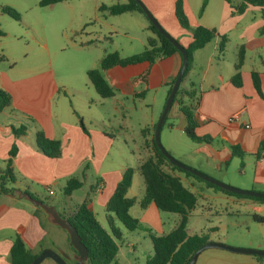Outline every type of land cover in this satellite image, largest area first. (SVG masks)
<instances>
[{"label":"crops","instance_id":"1","mask_svg":"<svg viewBox=\"0 0 264 264\" xmlns=\"http://www.w3.org/2000/svg\"><path fill=\"white\" fill-rule=\"evenodd\" d=\"M116 1L78 0L77 2L78 7L81 9L88 5L90 6L95 21H106V31H115L113 24L107 21V13L101 11L99 7L101 5H111ZM140 1L159 25L170 36L175 38L182 47H187L190 44L192 41L190 32L179 25L174 15L176 0ZM181 1L183 12L191 26L202 25L207 28H213L220 35H225L227 38L222 54L219 53V38H215L196 50L193 53L192 65L181 83L182 89H188L190 85H193L195 96H198L197 93L199 91V102L195 111L197 120L195 131L197 136L209 137L210 139L208 143L201 142L207 147H200L210 152L208 158L213 157L210 149H215L217 161L221 164L223 161L236 157L231 155L230 146L239 144L244 151L243 157L239 159L242 161L246 160L242 162L241 173L244 178H240V182L264 186V157L255 158L254 156L259 142L264 140V18L261 8L248 5L241 14H238L233 13V8L225 0H207L202 10L203 0ZM21 3L17 4L13 0H0V6L8 5L17 10H21L20 7H23ZM232 4L239 6L241 1L233 0ZM53 5L51 4L47 7H52ZM123 14H131V20L141 32V36H138V38L131 35L128 30H125L126 35L130 39L139 40L144 47L146 38L152 35L148 29L147 18L138 11ZM248 14H250V18H247ZM4 16L5 14L0 11V21L5 20ZM84 17L83 14L80 17V26L81 23L87 21ZM80 26L74 30L76 40L73 41V45L79 49L95 48L99 50L97 51L96 64L92 63L90 66L80 64L78 66L77 70L86 74L88 69L98 68L101 58L110 52L105 50L104 47H101V50L98 47L103 40L107 39L104 32L84 29ZM34 39L39 48L42 50L47 49V44L44 40H40L37 37H34ZM241 45L244 47V60L240 68L241 86L235 87L230 82V78L235 73L234 64ZM114 51L117 52L116 50L112 52ZM3 52L4 49L0 40V62H7V65H0V89L4 90L10 97L9 104L0 109L1 168L5 166V161L9 157L12 145L17 148L16 155L12 158L11 163L16 179L14 182H7V192L0 191V264H10L8 252L12 244V238L16 233L24 236L27 247L33 253H40L43 248L52 245L47 242L48 240L45 241L48 230L46 225V222H48L47 216L45 213H41L43 212L42 209L41 211L38 209L39 207L34 206L31 202L29 205L26 203L27 199L19 197L17 194L18 190L32 193L41 200L36 189H40L41 192H46L47 194H49L48 191H51V194H53V187H58L62 190L67 179L77 176L82 181V186L77 190H84L83 198L80 202L68 209L67 201L71 200L72 195L76 192L74 190L71 195L65 197L66 199L49 205H52L56 210L60 208L62 212L57 210L59 213L64 215L71 214L90 191L89 209L94 212L95 206L98 205L105 212L106 202L125 168L109 169L104 167V162L112 146L111 139L114 137L112 133L94 126L91 118L89 119L90 126H86L83 116L74 104H71V111L64 113L62 107L63 98L70 96L82 101L80 99L81 94H83L82 88L72 89L63 82L58 81L52 74V67L46 69L44 65H41V68L38 65L35 66L36 71H34L32 69L33 65L30 64L29 60L26 61L30 55L29 48L23 50L19 45H14L8 49V52ZM36 55L40 57V52ZM181 62V55L173 53L170 56L156 59L151 65L147 62H140L126 66L114 65L103 70V77L114 90V95L109 97L116 100L117 105L114 109L117 110L120 106L119 95H133L134 91L138 92L143 89L144 86L142 84L133 85L131 80L148 67L149 75L147 77L146 93L143 97L137 98L143 99L149 92L153 91L155 95H159L161 98L164 95L163 103H165L168 85L177 76ZM253 72L257 74L260 92L254 88ZM86 95L91 97L88 92ZM106 99L108 98L99 97V99L91 98L90 100L96 101V106L102 107L107 104ZM181 99L187 101L184 95ZM87 105V108L90 109V105ZM172 106H174L176 111L179 110L176 102ZM180 114L182 113L180 112ZM234 115L237 117L233 118ZM80 119L86 132L80 126ZM94 121L103 122L104 117L101 116L98 119H94ZM150 124L153 135L155 126L153 119H150ZM20 126L25 127V132L15 136L12 128ZM145 129L147 136L150 137L151 134L148 128ZM37 130H41L49 139L60 141L61 155L59 157H48L37 148L35 143V132ZM84 166L86 167L82 170ZM89 176L93 177L92 181H88ZM187 186H190L192 191L197 194L204 190L216 191L201 185V183L191 178L188 179ZM128 191L127 196L135 197L128 195ZM135 198L140 200L142 197ZM249 206L254 210L245 213L251 217V220L253 214L264 215V205L251 201ZM146 210L157 217V222L152 224V226L161 234L170 232L179 221L178 216L173 226L164 233L163 227L165 223L160 219L159 210L152 203L146 207ZM113 222L122 232L121 224L116 219ZM103 226L107 228V224ZM193 234L197 233L187 232V235ZM205 234L208 237V241H221L220 238L216 237L213 227H208ZM236 245L264 248V236L261 240L244 239ZM64 249L69 254L70 250ZM217 255L219 256L218 258H221L223 264H264V257L256 255H252L253 257ZM40 264L45 263L42 261Z\"/></svg>","mask_w":264,"mask_h":264},{"label":"rangeland","instance_id":"2","mask_svg":"<svg viewBox=\"0 0 264 264\" xmlns=\"http://www.w3.org/2000/svg\"><path fill=\"white\" fill-rule=\"evenodd\" d=\"M38 1L13 0L17 4L22 2L21 6L23 7H20L21 10L15 9L20 15L21 22H16L6 15L4 16L5 20L0 21V29L4 32V36L0 37L4 49L3 53L8 52V49L14 45H19L23 50L29 48L30 55L26 61L29 60L30 64L33 65L32 69L34 71H36L35 66L38 65H40L39 68L42 67L41 65H44L46 69L52 67V74L58 81L63 82L72 89L82 88L83 94L80 97L82 101L70 96L63 98L62 107L64 113L71 111V104H74L83 116L86 126H90L89 119L91 118L94 126L103 128L114 135L111 139L112 146L104 162L105 168L132 167L136 169L141 161L153 153L150 119H153L155 124L158 122L164 107V95L161 98V96L155 95L153 91L149 92L143 99L133 95H119L120 106L117 110L114 109L117 103L113 98L106 99L107 104L102 107L96 106V101H91L90 99H99V96L88 81L86 74L77 70V68L80 64H83V66H90L92 63L96 64L97 51L99 50L95 48L79 49L73 45V41L76 40L74 30L80 26V17L83 14L87 21L81 23L80 27L89 30H100L105 33L107 39L99 44L100 50L101 47H104L109 52L116 50L120 56L141 52L144 47L139 40L135 39L141 36V32L131 20V14H107V21L113 24L115 31L110 29V31H106L107 22L102 20L95 21L90 6L88 5L81 9L78 7V0H63L52 7H40L38 6ZM250 17V14H248L247 18ZM125 30H128L135 38L130 39L126 35ZM34 37L44 40L47 44V49L42 50L39 48ZM38 52H40V57L36 55ZM0 65H7V62H0ZM87 92L91 94V97L86 95ZM197 94L199 98V91ZM87 104L90 105V109L87 108ZM101 116L104 117L103 122L94 121V119H98ZM183 119L180 111H176L174 106L171 105L160 127V144L171 157L183 165L231 187L264 192L262 191L264 186L240 182V178H244L241 173L242 162L246 160L242 161L237 157H233L219 164L215 149H210L213 156L211 158L196 152L197 147L207 146L201 142H193L187 137L182 130ZM145 128H148L151 134L150 137L147 136ZM163 168L170 170L167 165H164ZM173 172L188 185V179L190 178L181 172ZM92 179L93 177L89 176L88 181H92ZM198 183L204 185L202 181ZM53 190L54 193L49 195L46 192H41L40 189H36L41 200L47 204H55L59 200L66 199L61 189L53 187ZM144 190L143 178L138 171H135L128 195L141 198L144 195ZM83 194L84 190H76L71 200L67 201L68 209L78 204L83 198ZM251 201L246 197L227 195L220 191L204 190L197 194L196 205L190 211L187 232L202 234L207 232L208 227H213L216 237L220 238L221 241L219 242L223 244L237 248L264 250V248L236 245L244 239L261 240L264 236V224L252 221L251 217L245 213L254 210L249 206ZM26 203L30 205V202L26 201ZM57 210L62 212L60 208H57ZM94 212L98 221L106 226L103 208L96 205ZM129 212L131 216L139 220L140 228L127 230L121 225L123 234L121 240L117 241L116 264H145L146 258L152 254V243L148 234H161L152 226V224L157 222V217L146 210V208H141L138 203L134 204ZM159 213L160 219L165 223L163 232L166 233L176 222L178 214L160 210ZM46 225L48 230L45 241L48 240L47 242L51 243L56 250L65 251L64 248L69 250V239L66 231L56 225L49 224V222H46ZM203 251L201 255H198L194 264H223L217 254L228 257H253L249 254L235 253L219 248H207ZM69 252L71 253V251ZM43 261L45 264H56L48 258Z\"/></svg>","mask_w":264,"mask_h":264},{"label":"trees","instance_id":"3","mask_svg":"<svg viewBox=\"0 0 264 264\" xmlns=\"http://www.w3.org/2000/svg\"><path fill=\"white\" fill-rule=\"evenodd\" d=\"M60 1L63 0H39L38 5L40 7H45ZM206 1L207 0L202 1L201 10L204 8ZM240 1L241 4L239 6H235L232 4L233 0H225V2L233 8V13L241 14L248 5H251L254 7H260L264 18V0ZM139 3L142 2L140 0H117L111 5H101L99 9L101 11H105L109 15H119L131 11L143 13ZM0 11L16 22H20V15L13 7L1 5ZM174 15L179 25L190 32L192 41L187 47H183L187 54V67L184 70L180 84L173 97L172 104L176 102L183 115L185 124L182 130L187 137L196 143H208L210 142L209 137L197 136L195 131L197 128L195 111L199 98L198 96H195L193 85H190L188 89H182L181 83L192 65L193 53L196 50L202 48L215 38H219V53L222 54L227 38L225 35H220L213 28H207L202 25L191 26L183 12L181 0L175 1ZM148 29L152 35H149L146 38V44L141 52L126 57H120L115 51L110 52L101 58L98 68H91L86 71L88 81L100 98H109L114 95V90L102 75L103 70H106L114 65L126 66L140 62H147L151 65L158 58L170 56L173 53L180 54L178 49L167 38L161 35L149 20ZM3 35L4 32L0 29V36ZM243 60L244 47L241 45L238 49L237 59L234 64L235 73L230 78V82L235 87L241 86L240 68ZM148 75L149 67L146 68L140 75L132 78L131 83L133 85L142 84L144 86L141 91L133 92L134 97H143L146 93ZM175 78L168 85L166 97L172 88ZM252 79L254 88L260 92L259 80L257 74L254 72L252 73ZM183 95L186 96L187 101L181 99ZM9 100V95L4 90L0 89V109L7 106L9 104ZM79 123L81 128L86 132L81 119L79 120ZM12 131L15 136H19L25 132V127L20 126L12 128ZM151 140L153 153L144 159L136 169L126 167L123 170L120 179L116 183L112 194L108 198L105 205V221L107 228L98 221L95 213L88 207L90 191L71 214L64 215L58 212L61 217L68 219V221L75 227L81 242L87 248L88 257L86 264H116V255L118 250L117 241L121 240L122 232L119 227L115 226L113 220L116 219L127 230L140 228L138 219L131 216L129 212V209L136 203H138L143 209L152 203L160 211L176 213L179 216V221L176 227L170 232L161 235H154L151 233L148 234L152 243V254L146 258L145 264H187L193 252L198 247L208 242V237L205 233L187 235L186 225L190 216V211L196 205L197 194L192 191L190 186L185 185L181 178L173 171L181 172L186 177L193 178L198 182L202 181L206 187L220 191L224 194L246 197L254 203L264 205V197H250L226 191L197 177L189 171L176 167L171 164L157 148L154 142V130ZM35 143L37 148L48 157L56 158L61 155L60 141L47 138L41 130H37L35 132ZM230 148L232 156H236L238 158L243 157L244 151L239 144L231 145ZM16 150V146L12 145L9 151V157L5 161V166L3 168L0 167L1 192H7V182H14L16 179L11 165L12 158L16 155ZM196 152L202 153L207 157L210 156V152L202 147H197ZM254 156L255 158L264 157V140L259 142ZM164 165H167L170 170L163 168ZM85 167L86 166H84L82 170H84ZM135 171H138L142 176L145 185L144 195L140 200H137L135 197L127 196V191L131 186ZM81 186L82 181L77 176H72L67 179L62 189L63 194L65 196H69L74 190L79 189ZM29 194L32 197L39 199L36 195L32 193ZM252 220L258 224H264V215L253 214ZM50 247L53 246L50 245ZM69 250L71 251V254L69 252V255L71 256L72 253H74V249L70 243ZM37 254L38 253H33L32 250L27 247L26 240L22 234L16 233L14 235L8 252L10 264H30ZM67 262L69 264H75V260L72 257H70Z\"/></svg>","mask_w":264,"mask_h":264},{"label":"water","instance_id":"4","mask_svg":"<svg viewBox=\"0 0 264 264\" xmlns=\"http://www.w3.org/2000/svg\"><path fill=\"white\" fill-rule=\"evenodd\" d=\"M140 7L146 16V18L155 26V28L158 30V32L163 35L165 38H167L180 52L181 57H182V62H181V67L177 73V76L174 80V83L172 85V88L166 97L164 107L162 110V113L158 119V122L155 125L154 128V142L157 146V148L161 151V153L165 156V158L173 165H175L178 168H181L183 170L189 171L190 173L196 175L197 177L210 182L221 189H224L226 191L236 193L239 195H246L250 197H264V192H256V191H249V190H241L238 188L231 187L227 184H224L222 182H219L213 178H210L209 176L191 169L182 163L178 162L175 160L173 157H171L161 146L160 141H159V131L160 127L164 121V118L172 104L173 97L177 91V88L180 84V80L183 76L184 70L187 67V54L185 49L172 37H170L164 29L159 25V23L156 21V19L151 15V13L147 10V8L142 4L139 3ZM17 194L19 197H24L27 199L29 202H31L34 206L39 207L40 209L43 210V212L47 216V220L50 224L56 225L60 227L61 229L65 230L69 243L74 249V253L70 256L68 253H66L63 250H56L51 247H45L43 248L40 253L37 254V256L31 261L30 264H40L44 259L48 258L52 260L56 264H69L67 261L72 257L75 260V264H86L87 257H88V251L87 248L84 246V244L81 242V239L77 233V230L75 227L68 221V219L63 218L60 216V214L57 212V210L52 206L49 205L45 202H43L40 199H37L35 197H32L27 191H21L18 190ZM207 248H219V249H224L228 250L231 252L235 253H242V254H249V255H256V256H264V250H259V249H253V248H237V247H232L226 244H223L221 242H215V241H208L207 243L201 245L198 247L192 254L190 260L188 261L187 264H194L198 255L205 249Z\"/></svg>","mask_w":264,"mask_h":264},{"label":"built area","instance_id":"5","mask_svg":"<svg viewBox=\"0 0 264 264\" xmlns=\"http://www.w3.org/2000/svg\"><path fill=\"white\" fill-rule=\"evenodd\" d=\"M237 116L236 115H234V117L233 118H236ZM49 192V194H51L52 192L51 191H48Z\"/></svg>","mask_w":264,"mask_h":264}]
</instances>
